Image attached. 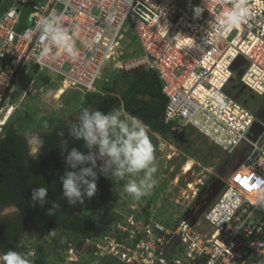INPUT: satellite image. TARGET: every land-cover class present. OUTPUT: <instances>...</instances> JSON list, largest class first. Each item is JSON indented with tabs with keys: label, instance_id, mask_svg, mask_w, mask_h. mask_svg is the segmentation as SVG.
Segmentation results:
<instances>
[{
	"label": "built area",
	"instance_id": "1",
	"mask_svg": "<svg viewBox=\"0 0 264 264\" xmlns=\"http://www.w3.org/2000/svg\"><path fill=\"white\" fill-rule=\"evenodd\" d=\"M195 1L204 10L199 17L184 11L189 0H10L0 16L1 127L12 113L3 103L25 64L59 76L65 88L95 92L105 63L123 54L129 23L140 53L117 68L157 74L166 97L164 122L175 131L193 127L227 154L246 149L242 165L231 173L202 223L165 225L152 217H124L101 234L68 241L60 261L47 264H88L84 246L89 264H249L252 257L264 264V123L226 90L232 65L241 56L240 83L264 94V0H245L246 23L232 28L224 24L225 13L238 0ZM25 8L27 25L17 31ZM46 19L67 31L74 57L44 31ZM45 47L49 55L41 57ZM256 123L263 130L252 141ZM84 200L97 205V192Z\"/></svg>",
	"mask_w": 264,
	"mask_h": 264
},
{
	"label": "rangeland",
	"instance_id": "2",
	"mask_svg": "<svg viewBox=\"0 0 264 264\" xmlns=\"http://www.w3.org/2000/svg\"><path fill=\"white\" fill-rule=\"evenodd\" d=\"M10 5V0L1 1L0 16ZM125 28L127 30L121 41L123 54L114 61L108 60L105 63L100 77L94 84L95 93H102L103 88L111 87L114 80L117 82L115 91L120 92L126 86L123 71L118 69L117 65L120 61L139 55L140 48L129 23ZM241 71L242 66L233 71V77L226 89L229 95L264 123V94L257 95L241 85L238 82ZM60 88L64 89L63 95L56 97ZM83 95L81 90L65 88L59 76L50 74L36 65L25 64L7 96V101L3 103V108L12 107V113L4 124L10 121L24 137L30 132L40 135L48 131V128L43 126L45 122L72 123L77 120ZM4 115L5 111L0 113V121L4 119ZM1 128L0 126V131ZM149 135L155 147L154 166L157 171L153 174V179L156 180V185L148 195L136 200L124 191L128 177L124 180L113 179L118 199L103 205L99 197L104 193L105 186L104 183L96 181L98 204L92 208L99 210L101 214L92 216L95 234L110 230L115 222L129 216L152 217L165 225H174L182 220L193 224L202 223L204 213L218 199L231 173L242 165L246 151L242 147L233 154H227L191 126H181L178 131L171 129L166 136L154 135L151 132ZM188 163L190 168L184 171ZM260 209L264 210V201ZM18 214L13 206L0 208V219ZM257 218L259 213L256 214ZM54 237L58 240V245L75 239L79 241L77 235L63 230L55 232ZM42 242L47 244V250L52 254L54 261H60L62 248L52 253L50 237L41 235L34 225L27 226L19 240V246L28 252H34L36 246ZM82 250L85 251L83 259L89 264V248L84 246ZM249 264L260 262L256 257H252Z\"/></svg>",
	"mask_w": 264,
	"mask_h": 264
},
{
	"label": "trees",
	"instance_id": "3",
	"mask_svg": "<svg viewBox=\"0 0 264 264\" xmlns=\"http://www.w3.org/2000/svg\"><path fill=\"white\" fill-rule=\"evenodd\" d=\"M194 6H196L195 0L182 7L184 11L193 13ZM27 13L28 8H25L16 27L17 31H22L26 27ZM20 72L18 70L19 74ZM122 75L126 80V86L122 91H115L114 86L117 82L114 80L111 87L103 88L102 93H84L78 112L81 107L98 108L104 112L113 108H121L141 118L149 125L151 133L166 136L171 132L172 124L164 122L166 97L161 92V82L157 74L150 69L140 68L131 72L123 71ZM238 82L240 83L239 79ZM74 122L76 120L72 123ZM70 124L49 121L48 131L40 134L44 140V146L37 157L28 154L25 137L11 125L10 121L2 126L0 131V208L13 206L19 214L0 219V252L12 249L27 253L25 248L19 246V240L28 225H34L41 235L50 237L53 246L52 253L63 248L68 242L65 241L58 245V240L49 235L52 231L70 232L77 235L79 241L95 235L92 216H100L101 212L94 210L93 206L87 204L85 200L83 204L77 202L75 206H70L67 198L62 194V184L59 178L66 170H71L67 168L64 157L72 148L87 151L82 140L78 141L68 136ZM61 131L64 132L63 137L57 135ZM61 139L68 140L67 150H61ZM97 181L104 183L105 186L104 193H101L99 197L103 205L115 202L118 194L113 178H106L98 172ZM39 186L48 188L47 202L42 207L39 204L33 206L31 202V192ZM53 203L58 204L59 207L55 215L49 216L47 213ZM34 253L33 264L54 262L45 242L38 244ZM112 262L119 264L110 260L102 261L100 264H111Z\"/></svg>",
	"mask_w": 264,
	"mask_h": 264
},
{
	"label": "clouds",
	"instance_id": "4",
	"mask_svg": "<svg viewBox=\"0 0 264 264\" xmlns=\"http://www.w3.org/2000/svg\"><path fill=\"white\" fill-rule=\"evenodd\" d=\"M192 11L195 17H199L204 10L200 6H194ZM247 15L245 0H238L234 8L225 13L224 24L227 28L239 27L246 23ZM56 23L55 20L46 19L41 22V26L45 32L52 34V40L58 46L74 57L71 37L66 30L56 27ZM49 52V48L45 47L40 56L47 57ZM43 126L47 127V123L45 122ZM149 132L148 124L121 108L104 112L98 108L81 107L76 122L68 127V136L78 141L82 140L87 151L76 148L68 151L64 162L71 170H66L59 178L63 197L67 198L68 204L70 206H75L77 202L83 204L85 197L91 198L95 195L98 172L106 178L112 177L115 180H124L128 177L124 191L136 200L148 195L156 185L153 174L157 171L154 166L155 147ZM57 135L63 137L64 132L61 131ZM25 143L29 154L34 157L40 154V149L44 146L41 136L31 132L25 135ZM68 144L67 139H61V150H67ZM47 194L48 188L45 186L33 189L32 205L39 204L42 207L47 202ZM58 207V204L53 203L47 214L55 215ZM49 235L55 236V231ZM34 256V252L25 253L9 249L0 252V264H33Z\"/></svg>",
	"mask_w": 264,
	"mask_h": 264
},
{
	"label": "water",
	"instance_id": "5",
	"mask_svg": "<svg viewBox=\"0 0 264 264\" xmlns=\"http://www.w3.org/2000/svg\"><path fill=\"white\" fill-rule=\"evenodd\" d=\"M243 62V58L241 56H239L233 63L232 65V70L236 71L239 69L241 63ZM263 127L259 124L256 123L254 124L251 132L253 133V135L250 137L252 141H256L258 135L262 132Z\"/></svg>",
	"mask_w": 264,
	"mask_h": 264
},
{
	"label": "bare ground",
	"instance_id": "6",
	"mask_svg": "<svg viewBox=\"0 0 264 264\" xmlns=\"http://www.w3.org/2000/svg\"><path fill=\"white\" fill-rule=\"evenodd\" d=\"M64 92V89L63 88H60L57 90V94L55 95L56 97H59L61 94H63ZM190 168V164H186L185 167H184V171H188Z\"/></svg>",
	"mask_w": 264,
	"mask_h": 264
},
{
	"label": "flooded vegetation",
	"instance_id": "7",
	"mask_svg": "<svg viewBox=\"0 0 264 264\" xmlns=\"http://www.w3.org/2000/svg\"><path fill=\"white\" fill-rule=\"evenodd\" d=\"M28 154H29V152H28ZM30 155V154H29ZM31 156V155H30Z\"/></svg>",
	"mask_w": 264,
	"mask_h": 264
}]
</instances>
